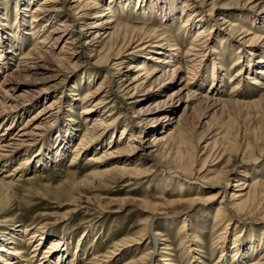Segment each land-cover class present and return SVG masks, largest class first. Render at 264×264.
I'll return each instance as SVG.
<instances>
[{
	"label": "bare ground",
	"instance_id": "6f19581e",
	"mask_svg": "<svg viewBox=\"0 0 264 264\" xmlns=\"http://www.w3.org/2000/svg\"><path fill=\"white\" fill-rule=\"evenodd\" d=\"M114 1L119 0H109L107 5L101 6V9L92 0H86L84 3H81V0H74V7L72 8L75 11L69 13V17H65L57 13L59 8L54 4L56 0H42L30 13L29 26L25 20L28 15L21 13H26L27 10H20V7L16 5L15 31L21 30V27L25 26L27 28V30H24L27 31L25 34L35 37L37 47L35 49L31 48L24 56L20 53L19 56H22V61L16 66V69L5 70L4 72L0 88V118H2L0 121V162L3 159L12 160L20 152L22 153L25 148H35L40 142H44V148L40 149L38 153L25 155L27 157L24 164H29L30 161H34L36 158H44V153L47 152L45 140L51 132L52 126L58 121L57 118L60 113L59 110L54 108L55 102L53 99L57 100V98L50 97V86H47V84L58 78L57 76L61 73V70L67 69L66 67L70 65H75L82 55L91 66L105 69V78L111 79L109 88L107 86L102 87L103 83H99L100 86L96 88H90L91 80L85 82L84 85L89 90L82 95L80 100L76 99L80 103L76 104L77 101L72 102V99L67 103L66 113H71L73 106L74 109L77 106L82 107L80 119L86 124V132L75 148L77 150L74 151L72 161L78 160L80 154L87 153V161L96 165V168L89 172L85 179L91 185L98 183L100 187H103V181L106 178H110L111 182L125 178L137 181L149 175L147 172H140L135 167L149 161L150 165L155 170L158 169L159 173L165 177L164 182L166 184L181 187L183 184L188 186H191L192 183L199 185L196 184V182H199L208 187L209 191H214L217 188V192L207 198L206 202L210 203L220 198L219 204L215 207V221L222 224L226 220L228 223H223V235L213 240V246H219L221 250L222 260L219 259L216 264H223V258L227 255L226 249L228 248L224 245L226 242L225 234L231 221H233V219H229V216L242 222L258 224L263 235L260 240H251L248 246H241L238 239L233 241L232 252L238 261L237 263L242 264L246 258L253 257L252 262L250 260L249 264H264V180L257 178L258 180L249 181L250 171H244L243 177L231 185V191L225 185L219 183L221 179L227 181V178L233 172L243 168L248 163L259 161L262 155H258L259 159L255 157L251 159L252 161L246 162L243 159L247 150L250 148L251 151V148L252 150L256 148L246 145L247 148L241 151L238 146L231 145L229 151L235 154L231 159V164L217 171L210 181H203L202 177L196 175L204 172L206 170L205 166L209 162L212 164L215 161L216 163L211 166H216L226 153L224 145H229L230 142H225L220 138L213 139L215 135L211 134L210 127L205 124L208 127L204 132L208 136L212 135L209 140H213L211 142L207 141L203 146V151H207L209 147L211 149L209 154L202 158L203 160L201 159L202 166L198 170L192 168V164L185 162V158L178 155L177 150V146L183 144L182 137L187 130L193 131L197 127L202 128V125L198 126L199 122L196 127L189 126V119L195 111H201L202 118L211 113V122H213L221 117L226 108L233 109L246 106L254 109L259 105L258 101L256 102L254 99L243 104L240 101L238 102L237 99L224 100L221 98V91L217 88V84L220 85L223 77L228 73L223 68L221 69L217 54L209 52L208 56L214 57L211 61L210 70L211 88L208 92L205 91L198 95L196 107L189 108L185 106L179 114V106L183 100L184 92L187 91L188 93L190 86L193 87L195 77L202 78V75H205L204 61L206 59L204 60L203 56L205 52L208 53L211 50L210 45L213 44L212 47L216 45L215 42L218 36H222L221 41L224 40L228 43V46H234L236 49V58L232 63V68L236 70L233 76L231 75L233 77H231L233 81L230 90L231 95L236 97L234 92L242 86L243 81L249 79L248 75H251L252 85H259L260 89H264V43H259L261 37L255 33L257 30L264 28V19L260 21L261 18H247V26L249 25L256 31H253L254 29H244L243 25L233 23L242 18L243 15L228 10L240 8V0H230L226 3H223V0H181L182 6L179 15L174 14V7L165 3L161 5L159 1H149L148 6L142 2L135 5L137 13L146 20L147 9L150 5H153L166 26L178 17L182 20L180 24L185 27L187 37L195 32L189 38L186 52L182 54L181 44H176L171 36H168L169 40L164 43V39L161 37L163 33L156 35L157 32H148L142 28L136 30L115 24L113 19L115 9L112 4ZM244 1L243 6L246 5L249 9L257 6L264 7V0ZM189 2L198 7L190 6ZM122 6L126 7L127 2ZM123 7L121 8L123 9ZM218 10H227L222 12L221 17L217 19L221 22L219 25L212 18L213 12ZM204 11L209 13V19H204ZM90 15L92 16L90 17ZM89 17L93 18L94 21L87 26V29H83L84 25H81L80 29L76 30L74 23L77 20L88 19ZM4 21V17L0 19V69L10 68L12 55L21 51V46L14 47L10 44V38L14 37L15 32L6 30L8 27ZM46 29L47 32H43ZM63 39L65 40L64 44L59 47V43ZM181 64H184L187 69H185V73ZM180 72L186 74V78L180 76L176 79ZM105 78L101 80L104 82ZM187 93L186 98L188 99ZM112 96L120 98L123 102L125 100L127 106H133L139 102L138 115L132 116L131 121L124 119L120 122L119 117L115 118L110 113V109H104ZM93 98L98 99L92 104ZM36 105H41L40 109L18 126L16 119L19 116H24L28 110L35 108ZM129 110L126 109V111ZM66 116L69 117V120L65 122L67 123L66 128L64 127L65 130L61 128L58 132V141L60 142L59 145L57 144V150L59 147L60 149L65 148L63 135H68L74 130L73 120L70 116ZM116 125L120 126L118 133H116L117 129L115 130ZM107 135L109 136L106 143L108 149H104L98 156L96 155L97 148L103 149L102 145H104V138ZM126 139L128 141L124 146L122 144ZM56 153L61 155L63 152L58 151ZM47 158L45 156V159ZM210 158L213 160L209 161ZM107 159L115 161L113 167H108ZM197 160H200L198 156H196ZM19 171V167H14L13 174L0 179V190L3 188L9 189L11 181L6 182V180L15 177ZM206 173L213 174L215 172L208 170ZM131 185H133V182L130 181L125 186ZM228 191H230L229 197ZM154 219L155 217H151L147 220L143 231L146 234L153 232L152 240L157 243L159 242L157 238L160 237V231L158 232L155 229ZM190 228L191 226L184 218L177 228V235L184 236L186 240L184 243L182 242L183 250L191 255L194 253L192 249L194 236L192 237ZM38 231H36L38 235L35 234L36 237H39L37 247L42 246L46 241L44 232ZM10 236L12 235L7 233L0 238V261L3 264H22L18 258L11 256L14 254L8 252L9 248L7 246L12 243ZM143 237V235L137 236L139 240ZM78 242L80 241L78 240ZM132 242H136L134 238L126 239L122 244L126 246ZM64 246L62 239L51 240L48 248L45 249L42 258L44 261L41 264H61L64 260L69 259L68 248H64ZM14 253L15 255L19 254V251ZM258 253L259 256H257ZM54 256L57 259L54 260ZM165 257L160 259L161 264H169L170 260ZM151 259L153 258H151L149 252L141 254L137 259H131L129 264H151Z\"/></svg>",
	"mask_w": 264,
	"mask_h": 264
},
{
	"label": "rangeland",
	"instance_id": "374dc122",
	"mask_svg": "<svg viewBox=\"0 0 264 264\" xmlns=\"http://www.w3.org/2000/svg\"><path fill=\"white\" fill-rule=\"evenodd\" d=\"M41 1L42 0H0V19L3 17L5 18L4 22L8 27L6 30L15 32L14 37L12 36V38H10V44L14 47L21 46V51L12 55L10 68L0 69V88L2 86L5 70H15L16 66L21 63L22 56H19L20 53L24 56L31 48L35 49L37 47L35 45V37H31L30 34H25L27 32L24 31L27 30L25 26H22L21 30L15 31V7L17 5L20 7V10H27L26 13H21L28 15V17L25 18L28 25L30 13H32L34 10L33 8ZM73 1L74 0H56L54 4L59 8L57 13L69 17V13L75 11L72 8L74 7ZM85 1L86 0H81V3ZM92 1L98 8L107 5L109 2V0ZM149 1H159L161 5L162 3L169 4L175 8L174 14L179 15L181 13V0H119L112 3L115 9V16L113 18L115 24L136 30L142 28L148 32H157L155 33L156 35L163 33L161 37L164 39V43L169 40L167 37L171 36L176 44H181V52L184 54L189 45V38H191L195 32L189 34L187 37L186 31L184 30L185 27L180 24L182 20L178 17L173 19L172 22L166 26L153 5H150L147 9V14H145V16H147L146 20L137 13L135 5L139 2L147 5ZM229 1L230 0H223L222 2L226 3ZM240 1V8L228 11L238 12V14L240 13L243 15L242 18H239L238 21H234L233 23L240 26L243 25L244 29L251 30L252 28L249 25L247 26V18H261L260 21H262L264 19V7L257 6L249 9L248 6H243L245 3L244 0ZM125 2H127V6L123 7L122 5ZM189 5L195 6L196 8L198 7L191 2H189ZM121 7H123V9ZM220 11H214L212 16L213 20L218 23V25L221 22L217 21V19L221 17L222 12L227 10ZM208 14V12L204 11V19H209ZM91 16L92 15H90V17ZM90 17L88 19L77 20V22L74 21L76 23H74V25H76V30L80 29L81 25H84V27H82L83 29H87V26L94 21L93 18ZM253 31L256 30L254 29ZM43 32H47V29ZM255 33L261 37L259 43H264V28H262V30H257ZM221 37L218 36L215 42L216 45L213 47V44L210 45L211 50H209L208 53H204L203 58L204 60L206 59L204 61V72L206 73L202 75V78L197 76L198 79L195 77L193 87L190 86L188 93L187 91L184 92L183 100L179 106V114H181L185 106L189 108L196 107L198 95H201V93L205 91L208 92L211 88L210 70L211 61L214 57H209V52L217 54L221 69L223 68V70L228 73L223 77L222 83L220 85L217 84V88L221 91V98L224 100H229L231 98L237 99L238 102L240 101L243 104L254 99L256 102L258 101L259 105L254 109L246 106H239L233 109L226 108L221 117L213 122H211V113L202 118V112L195 111L194 115L189 119V126L196 127L199 122L198 126L202 125V128L197 127L193 131L190 129L187 130L182 137L183 144L178 145L177 150L178 155L185 158V162L187 161L192 164V168L198 170L202 166L201 159L205 158L211 149V147H209L207 151H203V146L207 141L211 142L215 138H220L225 142H230L229 145H224L226 153L216 166H211L216 163L215 161L212 164L209 162L205 166L206 170L196 175L202 177L203 181H210V179L214 178L217 171L231 164V159L235 155L229 151L231 145L238 146L241 151L247 148L246 145L256 148L254 150L251 148V151L249 148L246 153L247 156L244 155L245 157L243 160L249 162L255 157L259 159L258 155H262L259 161H252L250 162L251 164L248 163L243 168L236 170L227 178V181L223 179L219 181L220 184L225 185L227 189L231 191V185H233L236 180L243 177L244 171H250L249 181L258 179L264 180V89H260L259 85H252L251 82L253 80L251 79V75H248L249 79L243 81L242 86L234 92L236 93V97L235 95H231L230 90L233 83L231 77L236 70L232 68V63L236 58V49L234 46H228V43L224 42V40L221 41ZM64 41V39L60 41L59 47L63 46ZM87 62L88 61L81 55L75 65H70L66 67L67 69L61 70V73L57 76L58 78L47 84V86H50V97L57 98V100L53 99L55 102L54 108L60 112L57 118L58 121L52 126L51 132L45 140L47 152L44 154L48 158L45 159L44 156V158H36L34 160L35 162L30 161L29 164H24L27 157L25 155L35 154V152L38 153L40 149L44 148V142H40L35 148H25L22 153L20 152L19 155L12 160L7 161V159H3L4 162H0V179L9 174H13L12 171L14 167L20 168V171L17 172L15 177L6 180V182L11 181L9 189L3 188L0 190V238L7 233L12 235L10 236V241H12V243L7 246L9 248L8 252L14 254L11 256L18 258L22 264H41L44 261L42 259L44 256L43 254L45 249L48 248L49 242L51 240L62 239V242L65 244L64 248H68L67 250L70 258L64 260L61 264H129L131 259H137L141 254L143 255L149 252L151 253V258H153L150 260L151 264H161L160 259L164 256H166V259L170 260L169 264H198L199 262L200 264H216L219 259H221V250L219 246H213V240L223 235V223H228L226 220H224L222 224L215 221V207L219 204L220 198L210 203L206 202L207 198L217 192V188L214 191H209V189H207L208 187L203 186L199 182H196V184L199 185L192 183L191 186L183 184L181 187L178 185L166 184L164 182L165 177L159 173L158 169L155 170V168L150 165L149 161L139 166H134L136 169L140 170V172H147L149 176L137 181L125 178L123 180L117 179V181L111 182L110 178H106L103 181V187H100L98 183L91 185L89 181L85 179L86 175L96 168L93 162L87 161V153L80 154L78 160L72 161L73 154L75 153L74 151L77 150L75 148L86 132V124L80 119L82 107L77 106L74 109L73 106V109L71 108L72 112L66 113L65 111L68 107L67 103L71 99L72 102L77 101L76 99L80 100L82 95L89 90V88L84 85L85 82L87 83L91 80L90 88L100 86L99 83H103L102 87L107 86L109 88V81H111L110 78H105V69L102 67L95 68ZM181 65H183L182 70L185 73L186 67L184 64ZM183 72L178 73L176 79L180 76L186 78L187 75ZM104 78L105 81L103 82L101 79ZM186 93L189 96L188 99L186 98ZM97 99L98 98H93L92 104L95 103ZM79 100L76 104L80 103ZM40 106L41 105H36L35 108L33 107L28 110L24 116H19L16 119L18 126L23 124L28 117L40 109ZM139 106V102L133 106H127L125 105V100L123 102L120 98L112 96L104 109H110V113L115 118L119 117L121 122V120L124 119L131 121L132 119L130 118L132 116L138 115L137 111ZM126 109L130 110L126 111ZM66 115L70 116L73 120L74 130L68 133V135H63L65 141L64 150L60 149V147L57 150L60 142L58 141V132L61 128L65 130V125L67 124L65 122L69 120V117ZM1 119L2 118H0V121ZM205 124L210 127L211 134L215 135L211 140H209V138L212 135L208 136V134L204 132L208 127ZM119 128V125L115 126V130L117 129L116 133L119 132ZM108 140L109 136L107 135L104 138V145H102L103 149L101 150L100 147L97 148L96 155L99 156L104 149H108V147H106ZM127 141V139L124 140L122 145L125 146ZM81 148L83 149L84 147ZM58 151H62L63 153L58 155L56 153ZM205 152L208 153L206 154ZM196 156H198L200 160L196 161ZM238 156L240 157V155ZM251 156L252 158H250ZM212 160L211 158L209 159V161ZM106 161L108 167H113L115 163L114 160L107 159ZM208 170H212V172L215 173L208 174L206 173ZM130 181L133 182V185L125 186ZM230 191H228V197L230 196ZM151 217H155L153 220V223L156 224L155 229L158 232L160 231V237L157 238L159 242L157 243H154L152 240L153 232L146 234L143 231L147 220ZM184 218H186L187 223L191 226L190 233L192 237L194 236L192 245L194 253L191 254L192 256L190 253L183 250L182 242L184 243L186 240L184 236L177 235V228L181 225ZM229 219H233V221H231V224L228 226L224 245L230 250L228 251V249H226L227 255L223 258V264H239L235 259L236 257L233 256V241L238 239L241 246H248L251 240H260L263 238V235L258 224L242 222L235 220L233 217L230 218V216ZM233 222L234 224L232 225ZM36 231H41L45 234L46 241H44L42 246H36L39 238L35 235H38ZM139 235H143L144 237L139 240L137 238ZM132 238H134L136 242L129 243L126 246L122 244L124 240ZM164 239L166 242H164ZM78 240L80 242H78ZM151 248H154L153 251ZM15 251H19V254L15 255ZM165 253L168 254L166 255ZM259 255L258 253L257 256ZM4 258L6 259V257ZM53 259L55 260L57 257L55 258L54 256ZM250 260L252 262L253 257L246 258L242 264H249ZM0 264H3V262L0 261Z\"/></svg>",
	"mask_w": 264,
	"mask_h": 264
}]
</instances>
